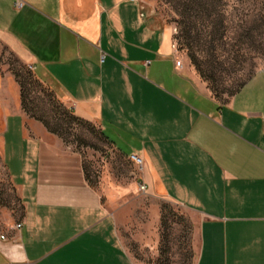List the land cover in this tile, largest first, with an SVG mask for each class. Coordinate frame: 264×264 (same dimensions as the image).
I'll use <instances>...</instances> for the list:
<instances>
[{
	"label": "crops",
	"instance_id": "crops-1",
	"mask_svg": "<svg viewBox=\"0 0 264 264\" xmlns=\"http://www.w3.org/2000/svg\"><path fill=\"white\" fill-rule=\"evenodd\" d=\"M0 43L142 159L152 197L199 217L195 264H264V68L216 99L143 0H0ZM0 169L21 209L0 207V264H142L81 157L27 118L1 68Z\"/></svg>",
	"mask_w": 264,
	"mask_h": 264
},
{
	"label": "rangeland",
	"instance_id": "rangeland-1",
	"mask_svg": "<svg viewBox=\"0 0 264 264\" xmlns=\"http://www.w3.org/2000/svg\"><path fill=\"white\" fill-rule=\"evenodd\" d=\"M143 1L171 28L179 54L208 88V81L189 55L204 74L212 76L214 82L209 85L216 87L220 98H226L250 74L264 68V0ZM0 68L20 83L24 96L21 109L27 118L42 123L62 151L81 157L88 184L116 215L133 259L142 264H195L199 217L141 189L143 164L115 150L99 125L74 118L67 103L35 75L32 66L1 43ZM0 207L14 217L21 213L15 190L1 169Z\"/></svg>",
	"mask_w": 264,
	"mask_h": 264
},
{
	"label": "trees",
	"instance_id": "trees-1",
	"mask_svg": "<svg viewBox=\"0 0 264 264\" xmlns=\"http://www.w3.org/2000/svg\"><path fill=\"white\" fill-rule=\"evenodd\" d=\"M190 56V59H191V62L194 64V66H195V68L198 70V72L202 75V77L203 78H205V80L206 81H208V83L210 84V83H212V82H214V80L212 79V76H210V75H206V74H204V71L201 69V67L198 65V63L196 62V59L194 58V56L193 55H189ZM253 75V73L252 74H250L243 82H241V84L238 86V88L237 89H235L233 92H230V93H228V95H227V97L226 98H220V96L218 95V93H217V91L218 90H216V87L214 86V85H209L208 84V86H209V90L211 91V93H212V95L216 98V99H218V100H226L228 97H230V96H232L237 90H239V88L240 87H242L244 84H245V82L251 77ZM19 85H20V83H19ZM20 88H21V86H20ZM21 90V89H20ZM20 98H21V107H23L24 106V100H23V98H24V96H23V92L22 91H20ZM74 118H77L76 116H74ZM45 124V126H47L46 125V123H44ZM48 128V127H47ZM51 131H52V129H50ZM54 131V130H53ZM102 133V132H101ZM102 135H103V133H102ZM104 136V135H103ZM105 137V136H104Z\"/></svg>",
	"mask_w": 264,
	"mask_h": 264
},
{
	"label": "built area",
	"instance_id": "built-area-1",
	"mask_svg": "<svg viewBox=\"0 0 264 264\" xmlns=\"http://www.w3.org/2000/svg\"><path fill=\"white\" fill-rule=\"evenodd\" d=\"M15 6L16 7H21L22 6V2H20V1H17L16 3H15ZM174 45H175V47H176V44L174 43ZM177 49V48H176ZM175 65L177 66V67H179V66H181V61L180 60H176L175 61ZM33 68V67H32ZM131 157V159L133 160V161H135V162H137L138 164H142V159L140 158V157H138L137 155H131L130 156ZM140 188L141 189H145V185L144 184H141L140 185ZM21 226V223H16L15 224V227L16 228H19ZM2 237H4V236H2Z\"/></svg>",
	"mask_w": 264,
	"mask_h": 264
}]
</instances>
